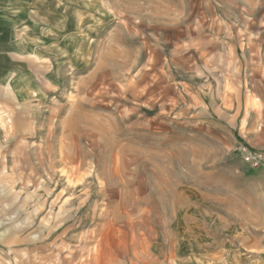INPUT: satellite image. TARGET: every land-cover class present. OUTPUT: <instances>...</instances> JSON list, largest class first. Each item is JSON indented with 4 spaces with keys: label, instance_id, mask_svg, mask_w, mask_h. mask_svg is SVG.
<instances>
[{
    "label": "rangeland",
    "instance_id": "374dc122",
    "mask_svg": "<svg viewBox=\"0 0 264 264\" xmlns=\"http://www.w3.org/2000/svg\"><path fill=\"white\" fill-rule=\"evenodd\" d=\"M0 18V264H264V0Z\"/></svg>",
    "mask_w": 264,
    "mask_h": 264
},
{
    "label": "crops",
    "instance_id": "0c3cea01",
    "mask_svg": "<svg viewBox=\"0 0 264 264\" xmlns=\"http://www.w3.org/2000/svg\"><path fill=\"white\" fill-rule=\"evenodd\" d=\"M2 18H0V39L2 40V38L4 37H7L8 35H7V29L8 28H6V26L1 22V21H3V20H1ZM8 38V37H7ZM2 49V46H1V48H0V50ZM2 51V50H1ZM11 57L12 56V53L11 52H4V51H2V52H0V57ZM12 66H11V64H9L8 66H6V67H4L3 69H2V71H4V73H9V72H12Z\"/></svg>",
    "mask_w": 264,
    "mask_h": 264
},
{
    "label": "built area",
    "instance_id": "2783aa9c",
    "mask_svg": "<svg viewBox=\"0 0 264 264\" xmlns=\"http://www.w3.org/2000/svg\"><path fill=\"white\" fill-rule=\"evenodd\" d=\"M245 160H246V162H248V161H253V160H257V156H253V155H251V154H245Z\"/></svg>",
    "mask_w": 264,
    "mask_h": 264
}]
</instances>
